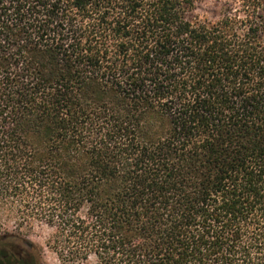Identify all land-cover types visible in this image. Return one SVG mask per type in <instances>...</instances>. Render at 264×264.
<instances>
[{
    "label": "trees",
    "instance_id": "obj_1",
    "mask_svg": "<svg viewBox=\"0 0 264 264\" xmlns=\"http://www.w3.org/2000/svg\"><path fill=\"white\" fill-rule=\"evenodd\" d=\"M0 0V264H264V0Z\"/></svg>",
    "mask_w": 264,
    "mask_h": 264
},
{
    "label": "rangeland",
    "instance_id": "obj_2",
    "mask_svg": "<svg viewBox=\"0 0 264 264\" xmlns=\"http://www.w3.org/2000/svg\"><path fill=\"white\" fill-rule=\"evenodd\" d=\"M220 1L224 0H203L199 3L198 13L200 15L212 18L219 7ZM2 227L9 233L19 231L22 237L38 248L40 264H60L55 253L51 251L46 242L50 235V229L43 224H34L32 227L15 228V223L11 221H2Z\"/></svg>",
    "mask_w": 264,
    "mask_h": 264
}]
</instances>
